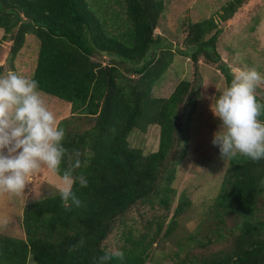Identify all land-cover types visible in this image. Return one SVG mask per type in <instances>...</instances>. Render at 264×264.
<instances>
[{"label":"trees","instance_id":"1","mask_svg":"<svg viewBox=\"0 0 264 264\" xmlns=\"http://www.w3.org/2000/svg\"><path fill=\"white\" fill-rule=\"evenodd\" d=\"M244 1L226 5L220 21L232 19ZM116 3L124 5L122 10L132 25L127 33L107 29V20L120 21L109 5L106 16L111 17L104 20L91 9L89 0H0V29L5 41L13 42L12 62L24 48L27 35L36 36L40 50L32 78L39 81L41 93L71 106V115L58 124L65 130L67 152L61 173H55L60 176L78 158L81 166L74 169V175L83 174L88 181L87 187L74 184L82 201L79 207L63 203L59 193L27 203L22 220L25 237L0 233V264H147L151 260L164 221L154 217L146 226L148 232L136 234L126 219L134 209L170 212L176 194L172 183L181 163L172 154L187 141L182 117H192L198 85L183 80L169 98H153L154 86L174 57L172 47L155 34L165 2ZM98 4L91 5L105 3ZM185 28V50L178 54L195 66L202 58L217 64L228 86L233 73L218 52L223 33L219 23L212 17ZM104 57L112 61L103 64L97 59ZM254 95L264 104L263 97ZM258 118L264 121V114ZM151 125L161 128L159 149L144 155L131 146L130 137L136 129L146 132ZM263 194L264 159L253 161L239 154L230 158L220 193L210 207L212 226L199 227L189 238L201 253L180 248L173 264H264V220L258 208ZM189 205L182 196L167 238L179 229V218ZM227 218L235 223L230 245L212 249L228 241L222 228ZM119 224L124 227L123 259L99 260Z\"/></svg>","mask_w":264,"mask_h":264},{"label":"rangeland","instance_id":"2","mask_svg":"<svg viewBox=\"0 0 264 264\" xmlns=\"http://www.w3.org/2000/svg\"><path fill=\"white\" fill-rule=\"evenodd\" d=\"M92 5L105 3L91 9L98 15L108 17V5L120 21L107 20V29L114 34L127 33L132 25L127 22V14L122 8L124 5L116 3L118 0H89ZM165 11L160 19L156 36H161L163 42L173 49V62L168 70L156 83L152 91L153 98H169L176 87L183 80H189L198 85L197 105L191 118L182 117V126L187 134V141L182 147H177L172 159H181L176 166L175 180L172 187L176 191L171 203L170 212L165 209L153 211L149 208L131 211L126 219L128 225L135 228V233L148 232L146 226L154 217L164 221L163 232L152 249L151 260L147 264H173V256L180 248L201 253L196 243L190 241L191 234L196 229L212 226L213 215L210 207L217 199L224 176L230 166V158L222 159L219 148L212 144L213 134L218 130L220 121L210 108L214 94L222 92L227 87L225 78L217 64L205 59L199 61L198 66L184 56L178 54L185 50L187 29L191 23L202 22L214 18L223 33L218 41V52L223 62L232 70L237 68H255L264 76V0H245L232 19L221 22L219 15L222 9L233 0H163ZM98 4V5H99ZM96 8V9H95ZM101 18V19H102ZM105 20V19H104ZM103 21V20H102ZM4 30L0 29V67L4 72L9 70L32 78L37 68L40 50V41L34 35H27L26 44L17 56L11 60L13 42L4 40ZM103 64L112 61L111 57L97 58ZM14 66V67H13ZM122 68H127L123 65ZM256 94L264 98V81L257 84ZM41 96L56 118L57 123L71 115V106L62 100L41 93ZM189 111L188 109L185 110ZM184 112V113H186ZM161 128L151 125L146 132L136 129L130 137L133 148L140 149L144 155L157 152L159 149ZM176 155V156H175ZM60 176L52 170L43 167L39 172L30 176L26 188L19 192H0V233L13 237H25L22 226L23 210L29 202L50 195L58 194ZM182 196L190 201L188 211L179 218L180 227L172 237L165 236L169 224L174 216ZM258 208L264 220V194L259 200ZM222 227L227 234V240L213 245L212 249H223L230 245L231 229L235 223L227 218ZM221 226V225H220ZM155 227V226H154ZM123 226L118 225L114 233L105 242L106 249L113 247L122 251ZM155 228L149 231L154 232ZM204 230L203 232H206Z\"/></svg>","mask_w":264,"mask_h":264},{"label":"clouds","instance_id":"3","mask_svg":"<svg viewBox=\"0 0 264 264\" xmlns=\"http://www.w3.org/2000/svg\"><path fill=\"white\" fill-rule=\"evenodd\" d=\"M261 81L264 76L255 68H237L230 84L210 97L211 111L220 121L211 142L223 160L238 154L253 161L264 159V121L258 118L264 114V104L254 95ZM64 137V128L41 96L38 80L12 70L0 74V192L23 191L29 177L45 166L61 173L67 152ZM80 166L77 158L60 175L59 196L69 206L82 204L74 184L88 185L83 174L74 175ZM110 256L123 259L122 251L113 247L102 251L99 260Z\"/></svg>","mask_w":264,"mask_h":264}]
</instances>
